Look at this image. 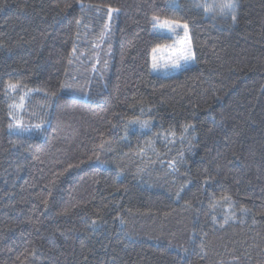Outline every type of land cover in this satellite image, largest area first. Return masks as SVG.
Returning a JSON list of instances; mask_svg holds the SVG:
<instances>
[{
  "label": "trees",
  "instance_id": "trees-1",
  "mask_svg": "<svg viewBox=\"0 0 264 264\" xmlns=\"http://www.w3.org/2000/svg\"><path fill=\"white\" fill-rule=\"evenodd\" d=\"M220 2L0 0V264H264V0Z\"/></svg>",
  "mask_w": 264,
  "mask_h": 264
},
{
  "label": "snow or ice",
  "instance_id": "snow-or-ice-1",
  "mask_svg": "<svg viewBox=\"0 0 264 264\" xmlns=\"http://www.w3.org/2000/svg\"><path fill=\"white\" fill-rule=\"evenodd\" d=\"M195 7L198 9L203 8L205 14H212V17L215 18L217 15H225L228 12L234 11L236 5L234 3V0H221V2L215 7L212 5H203V4H196ZM110 12H111V9H110ZM233 19L235 20V16H233ZM152 21H153L154 29L159 28V29H169L171 31H175V28L182 26L185 32V36L188 35V25L187 24L180 25L177 21L170 20L168 18L161 19L158 16H153ZM156 51L157 49H153L154 53ZM178 51L180 52V56L175 60H171L169 58L170 63H165L163 67L179 68L181 67V64L179 62L181 59L184 61V63H188L189 61L193 59V52H192L190 43L187 46L181 47ZM160 67H161V64L158 63L157 57L153 55V62H152L153 70H158ZM18 86H19L18 84L10 83L8 85V88L15 90ZM13 107H22V105H19V106L14 105ZM133 123H139V122L134 121ZM16 126L19 127V122H17ZM9 127L11 128L13 127V125L10 124ZM36 127L39 128L40 126L37 125ZM141 127L142 128L147 127V122L142 123Z\"/></svg>",
  "mask_w": 264,
  "mask_h": 264
},
{
  "label": "rangeland",
  "instance_id": "rangeland-1",
  "mask_svg": "<svg viewBox=\"0 0 264 264\" xmlns=\"http://www.w3.org/2000/svg\"><path fill=\"white\" fill-rule=\"evenodd\" d=\"M180 25H182V24H180ZM168 32L174 38L173 41L175 44L172 46L171 51L167 55L164 56V54H161V60L157 59L158 63L161 64V67L158 70H153V72H155V73H158V72L169 73V72L176 71L179 68H182V67H185V66L191 64V61H189L188 63H184V61L181 59L179 61L181 64V67H179V68H172V67L165 68V67H163V65L165 63H170V59L175 60L177 57H179L180 52L178 50L181 47L187 46L190 43V39H189L188 35L185 36V32H184V29L182 26L175 28V31L169 30ZM190 45H191V43H190ZM191 49H192V46H191ZM161 51L165 52L166 50H161Z\"/></svg>",
  "mask_w": 264,
  "mask_h": 264
}]
</instances>
